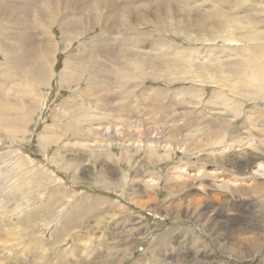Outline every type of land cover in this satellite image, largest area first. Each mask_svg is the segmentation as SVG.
<instances>
[{
  "label": "rangeland",
  "instance_id": "obj_1",
  "mask_svg": "<svg viewBox=\"0 0 264 264\" xmlns=\"http://www.w3.org/2000/svg\"><path fill=\"white\" fill-rule=\"evenodd\" d=\"M19 1L14 0V3L17 7L21 8L22 3ZM68 1H73V3L75 1L76 3L77 0H33L31 2L33 5L27 8L29 9L27 12H31L30 18L36 14L35 9L37 10L38 8L45 10L53 6L55 12H63V7L68 4ZM157 1L141 0L135 4V6L144 4L147 7V12H150V7L153 8L151 12H164L161 16L162 20H160L162 23L161 28L140 29L142 33L147 32V30L154 33L152 34L153 37L147 40L148 44L145 45L147 48L144 51L149 54L152 51H149L148 47L153 48L152 46L157 44L166 53H169L171 49L173 51L175 49L176 51L186 52V54L183 58L176 55V57L174 55L171 56L175 62L173 61L169 66L174 71L169 73L166 69L163 72L165 65L161 64L162 62L158 59V56L154 55V58L151 57L153 52L150 57L145 55L148 62L143 72L138 73L141 79L137 80L133 77L132 81L129 82V85L139 83V87L133 90V93L130 89H119L120 82L116 76V70H118L117 64L111 63L110 59H113V57L105 55L103 51L107 48V45L115 53H117L119 48H127L124 44L119 43V39L123 38L120 35L123 29L105 30L102 32L99 26L96 25L93 26L94 28L89 27V31L83 33L81 36L64 41L59 27L52 25L54 27L46 33L49 39L35 38L33 41L32 48H37V45L40 46L45 43L51 44L54 42L55 44V61L49 67V71L51 72L50 78L47 82L40 84L34 83L30 78L29 80H25V78L21 80L15 76L12 80L9 79L13 77L12 70L5 65L4 58L0 54V75H3L1 76L3 80L0 78V85L3 81L5 82V84L3 82L4 85L2 84L3 86H0V264H119V257L121 258L122 255H116V257L110 256L119 252L116 249L117 243L110 244L109 241L96 238L89 240L86 236L77 238L73 235H66L68 237L66 239H57L60 234L57 233L59 223L56 222L60 220V214L64 210L65 204L56 210L52 218L46 217L51 209L42 204L46 191L41 196L38 191L40 181L42 183L45 182L48 187L57 183L58 186H62L59 189L63 190V186H67L69 183V176L67 174L70 170L71 160L74 159L75 163H82L87 157L93 156L94 150H100L90 147L91 141H94L92 127H89L90 130L87 131V126L78 128V125H73V120L75 117H78L76 115L80 110L89 117L100 118L101 121L99 120L98 122L102 123V125H106L107 123V125L115 124L113 126H116V128H131L129 132L122 130V132L125 131L122 137H126L127 142L111 139L110 143H113L112 147L119 146L123 151L132 152L134 155L136 152L140 153V155L147 153L148 149L151 148L150 150H152L153 155L151 160L147 159L148 155L144 156L143 159H147L148 162L158 160L152 167L156 168L160 165L157 170L161 173V177L153 179L158 180L160 189L168 187V190L171 192L169 199L173 198V200L178 201V203H175V214L182 212L183 209L181 208H184L188 212V216L186 217L189 222L193 226H199L205 231L203 237L210 243L207 247L208 251L206 250L207 254H215L217 257H221L220 259L223 261V264L224 261L225 264H233L238 256L246 257L248 254L251 257L254 256L251 264H260V260H262L260 256H264V204H259L255 201V192H251L249 196H243L241 193L234 192L233 187H229L228 190H222L217 186L229 182L231 179L230 175L236 171L234 164L238 160L248 158V153H253L252 155H264V144L259 143L263 135L259 131L260 129L254 125L253 127L250 125L248 128L251 130L252 136L240 134L238 141L236 140L233 144V149L220 156L211 154L213 157L210 154L207 155V150L204 148L206 143L209 142V138H206L209 136L208 132L204 133L205 125H191V129L184 128L183 131L184 135L188 132L187 130H192L196 133L199 131L196 134L198 137L200 133H203L199 137L205 138L199 143V148L203 146L199 149L204 150L202 153H198L195 150L192 151L183 141L173 142L172 147L175 148L167 151L164 150V142L160 141L159 143L152 144V140L145 137L154 129L162 130L167 135L168 132H173L172 126L176 122L175 124L172 121L167 123L166 119H170L172 116L177 117L179 114L182 115L183 112L178 108L179 105L180 107L182 106L178 101L179 99L199 102L198 107L194 106L195 111L190 116L193 120L198 118L201 120L206 114L209 117L211 112L217 114V116L222 114V112L227 113L232 118L237 113V109H241V115L234 121L231 120L233 124L231 123V126L227 127V131H231L232 129L236 131L241 128L243 122L246 120V116L249 115L253 107H262L261 103H264L263 98H254V96L242 97L237 94H231L229 89L223 88L220 81L224 80V76L222 75L221 78L213 79L185 76L187 72L189 74H198L196 72L198 71L197 67L204 62V64L209 65L206 62L208 59L221 57V59L225 60L234 58V54L227 49L235 48V45H238L236 42L233 43L235 39H227L225 41L221 37L225 36V34L216 32L218 33L217 37L220 36L218 37L219 39L212 38L213 41H209L205 33L198 35L193 30L184 27L190 19H193L192 17H198L197 15L200 16V14L203 15L204 11L211 8L213 6L211 0L209 2L204 1L206 4L202 3L203 0H190L191 2H187V0L178 5L173 1L172 6L164 7V9L156 8L155 4ZM82 2L83 0H78V3ZM191 3L193 4L192 6ZM3 4L4 2L2 5L0 3V7L3 6L4 8L5 5ZM9 6H7L8 9L10 8ZM107 12H110V10H107ZM165 12H170L169 17H166L167 13ZM57 15H60V13ZM183 15L185 16L183 17ZM63 16L68 18L76 17L75 14ZM182 18L185 20H182ZM170 25H172L171 28H169ZM21 28H12L11 26L10 30L6 31L16 34L23 32ZM98 34H101L102 38H98ZM43 35L45 37V34ZM168 46L171 47L170 50L164 49V47L167 48ZM99 49L102 50L100 51ZM142 49L143 45L140 50ZM85 50L95 52L92 58V61L97 62L94 65L92 63L95 71H92V67L91 71L80 69V63L72 58V56H80L82 51ZM117 59L120 60L121 56L118 55ZM161 60L163 61L164 58ZM177 61L181 63L178 64ZM88 64L91 65V63ZM151 64H158L160 67H157L158 70L151 73V70L148 68ZM94 73H97L98 77L94 76ZM65 74H68L70 79L62 83L61 75ZM262 79L264 80V76ZM228 83L233 84L235 81L229 79ZM6 86L7 88H5ZM1 90H4V92ZM5 90L7 94H5ZM156 91L162 92L166 96L175 94L176 97H172V99L169 97V100L166 99V101L165 99L162 101V98L156 100ZM129 92L131 95H128ZM225 93L230 96L231 100H229V97ZM145 95H148V101L142 100ZM6 96L9 98H5ZM11 96H13V100H10ZM102 98L105 99L104 102ZM9 101L12 102L11 105H9L11 103ZM224 101L226 103H223ZM18 104L25 109L21 108V110L18 108ZM11 106L15 107L12 109ZM209 108H214V110L207 113ZM218 108H223V110H220L218 113ZM74 109L76 112L73 111ZM56 111L61 115L54 117V112ZM256 116L257 114H254L253 118H256ZM186 117L189 118V116L185 115V122L189 121ZM207 119L211 120V118ZM129 122H132L131 125L136 127L133 126L134 129L129 127ZM209 125H212L214 133H216L218 124L211 123ZM243 137L244 139H251V147L249 145H242L241 148L238 146L242 144L243 141L240 138ZM83 141H87L88 143H83ZM143 143H145V147L142 146L144 145ZM137 147L141 148L137 149ZM115 151H118V149H115ZM173 151L174 153H171ZM201 154L203 156H210L211 161H213L212 166L205 161L198 160L201 158L205 159ZM215 160L217 162L220 160L218 166L214 163ZM182 166L185 167L187 173L184 171L181 176H177ZM199 169L206 175L215 170L217 173H213H216V177L201 176L196 178V176H193L195 174L194 170L199 171ZM247 169L248 166H242L241 170L244 172L239 177L249 179V173L254 172V170L251 171L252 168H249L250 171ZM227 170L230 171L227 172ZM228 173L229 175H227ZM189 174H192V176L189 177ZM252 175L260 178V175L256 173ZM228 178L230 179L228 180ZM215 179H219L220 181L217 180L216 182ZM149 183H153V181L151 180ZM213 184L214 186H212ZM46 195L48 198L50 197L48 192ZM251 195H253V198ZM51 202L52 199L49 202L46 201V204L49 206ZM90 204V206H95L94 201H91ZM179 206L181 207L178 208ZM55 217H58L57 221L53 219ZM248 233L252 236L250 237ZM253 234L255 237H259L263 248H261L262 250H258L255 247H251L250 250L252 252H247L248 247L245 244L251 242L254 237ZM226 243L229 245L237 243L238 246L243 245L246 249L241 248L235 251L238 254L221 250V246ZM140 248L141 246L138 247V249ZM232 255L234 261H231ZM122 260L124 261L121 264L143 263H138L136 257H132L131 255L122 258Z\"/></svg>",
  "mask_w": 264,
  "mask_h": 264
},
{
  "label": "bare ground",
  "instance_id": "obj_2",
  "mask_svg": "<svg viewBox=\"0 0 264 264\" xmlns=\"http://www.w3.org/2000/svg\"><path fill=\"white\" fill-rule=\"evenodd\" d=\"M57 1H60V0H57ZM70 1H72V0H70ZM140 1L141 0H83L82 3H78V0L76 1V3H75V1H74V3H73V1L72 2L68 1V4L64 5V7H63V12H55V8L53 6L50 8H47L45 10L42 8H38L39 10L35 9L36 14L32 15L33 17L30 18L31 12H27V10L29 11V9H27V8H29L33 5V3H31V2H33V0L32 1L20 0L19 2L22 3L21 8L17 7V5L14 3V0H0L1 5L3 2H4L3 5H5V7H4L5 9L3 8V6L0 7V20H1V22H0V54L4 58L5 65H7L12 70L13 77H11V75L9 74L10 73V71H9L8 74L11 77L9 79L12 80V78H15V76H17L16 78L21 79V80H23L24 78H25V80H27V79L29 80V78H30V80H32L36 84L47 82L49 80L50 74H51V72L49 71V67L55 61V58H54L55 44H54V42H52L51 44L45 43L44 45H40V46L37 45V48H32V46L34 44L33 41L35 40V38L36 39L45 38V40L49 39V36L46 35V33L50 29H52L54 26L59 27V29L62 33V39L64 41H67L70 38L81 36L83 33H86L89 31V27L94 28L93 26H96V25L99 26V29L102 32H104L105 30L112 31L115 29H123V31L120 33V35H122L121 37H123V38H121V40L119 39V43L124 44L125 46H127V48H119L117 53H115V52H112L113 50H111L110 47L107 45V48H105V50H103L105 55H107L109 57H111V56L113 57V59H110L112 61L111 63L117 64L118 70H116V76L119 78L120 85L118 87L121 90L130 89L133 93V90H135L139 87L138 82L135 83V85H129V82L132 81L133 77H134V79L136 78L137 80L141 79L138 76V73L143 72V70L145 69L144 67L146 66V63L148 62L147 57H150L152 52H153V54L151 57L154 58V55L156 57L158 56V59H160V61L162 62L161 64L165 65L163 72H165V69L168 73L173 72L174 69L172 71V69L170 68L171 66H169V64L170 63L172 64L173 61L175 62V60H173L171 58V56L176 55L177 57L179 56V57L183 58L184 55L186 54V52L176 51L175 49H174V51H176V52H174L172 49L170 50L171 47L168 46L167 48L164 47V49L170 50L169 53H166L165 50L162 51L161 47L159 48V46H157V44L153 45L152 46L153 48H151L148 45L149 51H152L149 54H147L148 52L144 51V49L147 48L145 46L146 44H148L147 40L149 38H152L153 37L152 34H154V33L152 31H148V30H147V32L142 33L140 29H147V28L150 29V28H155V27L161 28L162 23L160 20H162L161 16L164 14V12H151L153 10L152 7L149 8L150 12H147V10H146L147 7H145L144 4L135 6V4L139 3ZM173 1L177 3L176 5H178V4L183 3L184 1H187V0H158L155 5H156V8H158V9H161V8L164 9V7H167L170 5L172 6ZM189 1L190 0H188L187 2H189ZM204 1L209 2V0H203L202 1L203 4H206V3H204ZM211 2L213 3V6L211 8H209L207 11H204L203 15L200 14V16L197 15L198 17H196V16H194L195 18L192 17L193 19H190L188 21V24L184 25V27L189 29V30H193L198 35L200 33H205V35L209 41H213L212 38L219 39L218 37H220V36L217 37L218 33H216V32L224 33L225 36H221V37H223L225 41H227V39H229V40L235 39L233 41V43L236 42V43H238V45H235V48L233 47V48L227 49L234 54V58L225 59V60L221 59V57H219L217 59H211V60L208 59V61H206V62H208L209 65L204 64L205 63L204 62L199 67H197L198 71H196V72H198V74H196V75L195 74H189L187 72L185 74V76H189V77H193V78L206 77V78L213 79V78H221V75H222V76H224L223 77L224 80H220V81L222 82L223 88L229 89L231 94H233V95L237 94V95H240L242 97H245V96H254V98H261L262 97L263 101H264V80L262 79L264 76V0H211ZM192 3H194V2H192ZM192 3H191V6L193 5ZM7 4L10 5L9 9L7 8V6H8ZM183 5H185V4H183ZM182 7H184V6H182ZM76 9H79V10H76ZM183 9H185V7ZM107 10H110V12H107ZM68 11H76V12H68ZM168 11H170V9H168ZM199 11H201V10L199 9ZM58 13H60V15H57ZM165 13H167L166 17L167 16L169 17L170 12H165ZM72 14H75L76 17L75 18H68L66 16H63V15L69 16ZM197 14H199V13H197ZM184 16L185 15H183V17ZM180 17H182V15H180ZM182 20H185V19L182 18ZM6 25H8V26H6ZM52 25H54V26H52ZM11 26H12V28L22 27L21 29L23 30V32L14 34L11 31L10 32L6 31V30H10ZM171 27H172V25L169 26V28H171ZM185 31H188V30H185ZM43 34H45V37ZM99 37L102 38L101 34H98V38ZM95 45H97V44H95ZM142 45H143V49L140 50ZM90 48H91V46H90ZM92 48H93V45H92ZM136 49H138V50L136 51ZM99 50L101 51L102 49H99ZM94 53H95L94 51L85 50V51H82L80 56H75V57L72 56V58L76 59V61H78V63H80V69H82L84 71H87V70L91 71V67H92V71H95V68L93 67V65L95 64L96 61L95 62L92 61ZM118 55L121 56L120 60L117 59ZM145 55H147V57H145ZM162 58H164L163 61L161 60ZM144 59H146V60H144ZM150 62H151V60H150ZM88 63H91V65ZM92 63H93V65H92ZM177 63L180 64L181 62L177 61ZM199 64H200V62H199ZM2 65H4V64H2ZM157 67L159 68L160 65L151 64L150 67H148V68L151 70L150 72L152 73L155 70H158ZM182 73H185V72H182ZM1 76H3V75H0V78L3 80V78ZM94 76L98 77V74L94 73ZM6 78H4V79H6ZM69 79H70V76L68 74L61 75V82L62 83L67 82V80H69ZM229 79H233L235 81V83L229 84L228 83ZM21 80H19V81H21ZM3 82H2V84H3ZM4 84H5V82H4ZM5 88H7V86ZM6 90H5V94H7ZM1 91L4 92V90H1ZM129 94H130V92L128 93V95ZM8 95L10 96L9 93H8ZM225 95L228 96L227 93H225ZM13 96H11L10 100L11 99L13 100ZM26 96H27V94H26ZM147 96L146 95L143 96L142 100L148 101ZM169 97H170V99H172V97L175 98L176 95L172 94L171 96H166L165 94H163L162 92H159V91L158 92L156 91V93H155L156 100L158 98H162V101H164V99L166 101V99L169 100ZM228 97H229V100H231L230 96H228ZM5 98H9V97L6 96ZM102 101L104 102L105 99L102 98ZM178 101L182 105L181 107L179 105L178 108L181 109V111L186 116H189V118L186 117L187 120H189V121L185 122V118H184L185 115L183 113H182V115L179 114V116H177V117L172 116V117H170V119H166L167 123L172 121L175 124V122H176V124L172 126L173 132L172 133L168 132V135H167V134H165V132H163L162 130H158V129H154L153 131H150L145 138L152 140V144L153 143H159L160 141H162L165 143L164 150L169 151V150H172L175 148V147H172V145L174 143L183 141V143L186 144L187 146H189L192 149V151L195 150L198 153H202V152H204V150H199V149H201L203 146L201 148H199L200 147L199 143L201 141H203L205 138H199V137H201L203 135V133H200L199 137L196 135L199 133V131H197V133H196V132H193L192 130H190V131L187 130L188 132L185 135L183 134L184 128L191 129V125H193V126L205 125L204 133L208 132V134H209V136L206 137V138H209V140H208L209 142L206 143V146L204 147L205 150L208 151V152L206 151L207 155L213 154L214 156L215 155L220 156L223 153L225 154V153L229 152L231 149H233V144L236 142V140L238 141L240 134L241 135L249 134L252 136L253 134L251 133V130L248 128L250 125H252L251 127H253V125L255 127H258L260 129L259 131H261L263 133L259 143L264 144V103H261L262 104L261 108L253 107L252 111L249 112V115L246 116V120L243 122L241 128L240 129L238 128L239 130L235 131V129H232L231 131H227V127L231 126V123H232L231 120L234 121L236 118H238L241 115V113H242L241 109L240 110L237 109V113H235L234 117H232V118L227 113L222 112V114H219V116H217V114H214L211 112L209 117L206 116L207 115L206 114L204 117L201 115L203 117V119H201V120H199V118L193 120L192 118H190V116L193 115V111H195L194 106H197L199 104V102H191V101L186 100V99H179ZM9 102H11V101H9ZM141 103H142V101H141ZM223 103H226V102L224 101ZM11 104H12V102L9 103V105H11ZM15 106H11V108L13 109ZM20 106L21 105H19L18 108H20V109L24 108V107H20ZM87 106H88V104H87ZM208 110L209 111L207 113L214 110V108H209ZM220 110H223V108H220V109L218 108L217 112L219 113ZM73 111H75V109ZM76 111H77V108H76ZM101 114H102V112H101ZM204 114H205V112H204ZM254 114H257L256 118H253ZM60 115L61 114L58 111L54 112V117L60 116ZM76 116H78V117H75V119L73 120V125H76V126L78 125L77 126L78 128L87 126L88 127V128H86L87 131H89L90 128L92 127V132H93L92 134L94 136L93 137L94 141H91V143H90V147H92V149H94V148L106 149L107 147L108 148L112 147L111 145L113 143H110L111 139H115V140L119 139L118 141L127 142V138L122 137V136H124V133H125V131L122 132V130H126V132H129V131H131L130 130L131 128H126V129L116 128V126H113L115 124L107 125V123H106V125H102V123L98 122L100 120V118L96 119L94 117L92 118V116L89 117L86 113L81 112V110H80V112H78V114ZM207 118H211V120H209ZM93 122H95V123L93 124ZM131 123L129 122L128 126L130 125L129 127L133 128L134 125H131ZM171 123H169V124H171ZM211 123H217L218 124V127H216L217 131H215L216 133H214V128L212 127V125H209ZM134 127H136V126H134ZM242 129H243V131H242ZM244 129H246L247 131L245 130V132H244ZM240 139H242V141H243L242 144L238 145L240 148L242 147V145H244V146L249 145L250 146L251 139H244V137L240 138ZM128 140H129V137H128ZM84 142L88 143L87 141H83V143ZM149 142H151V141H149ZM183 143H181V144H183ZM143 144L144 145H142V146L145 147L146 146L145 143H143ZM177 145H178V143H177ZM181 146H183V145H181ZM138 148H141V147H137V149ZM176 148H177V146H176ZM150 149L151 148H149L148 152H147L148 153L147 159H149V160H151V158L153 156L152 150H150ZM101 152L104 153V151H101ZM171 153H174V151ZM248 154H249V157L246 158L245 160L241 159V160L236 161L235 164L233 163L235 168H236V171L232 172L233 174L230 175L231 179L228 178V180L230 179L229 182H227L226 184L217 185V186L222 190H228L229 187H233L234 192L241 193L243 196H246V195L249 196V194L251 192H255V194H256L255 201H257L259 204H264V177H263L264 176V155H261V156L260 155H252L253 153H248ZM244 155H246V154H244ZM195 156H197V155H195ZM203 157L205 159L201 158L198 160H202L203 162L205 161L207 164H210V165L213 164V161H211L212 159L210 158V156H203ZM221 159H223V158H221ZM218 162H217V160L214 161V163H216V166L219 165ZM232 162H234V161H232ZM227 163H226V165H227ZM233 164H232V166H233ZM229 166H231V165H229ZM242 166H248V169L252 168L251 171L254 170V172L256 174L260 175V178L252 175V174H255L252 171L249 173L250 174L249 179H242L241 177H239L244 172L241 170ZM180 170L181 171H179V173H177V174H179L177 176L182 175V173L185 171V167L182 166ZM196 170H194L195 174H193V176H196V178L201 177V176L202 177H207V176L208 177H216L215 175L217 173L214 170L213 172H216V173L212 172V173H209L208 175H206L205 173L201 172V169H199V171H196ZM228 171H230V170H227V172ZM249 171H250V169H249ZM227 175H229V173ZM191 176H192V174H189V177H191ZM230 176H228V177H230ZM219 177H220V175H219ZM187 179H189V178H187ZM219 179H215V181L217 182V180H219ZM256 181H258V182H256ZM153 182H154V184L156 183L154 180H153ZM223 182H224V180H223ZM212 186H214V184ZM214 190H216V189H214ZM251 196L253 198V195H251ZM176 201L174 200V204L178 203V201L177 202ZM241 202L243 203V201H241ZM242 203H241V205H242ZM186 207H188V206H186ZM248 234H250V233H248ZM251 236L252 235L250 234V237ZM250 240H251V238H250ZM260 243H261V241L259 240V237H257V236L255 237V235H254L251 242L250 243L247 242L248 245L245 244L248 247L247 252H250V251L252 252V250H250L251 247L252 248L255 247L258 250H262L261 248H263V246ZM226 244H223L221 246V248L220 247L219 248L221 250L231 251V252H235L237 250H240L241 248L246 249V247L243 245H240V243H239L240 246H238L237 243L236 244L232 243V245L231 244L226 245ZM199 246L200 245H198V247ZM203 248L206 249L204 246H203ZM241 251L243 252V250H241ZM202 252H204L203 249H202ZM205 253H206V251H205ZM236 254H238V253H236ZM244 254H246V253H244ZM257 255H258V253H257ZM204 257H206V256H204Z\"/></svg>",
  "mask_w": 264,
  "mask_h": 264
},
{
  "label": "crops",
  "instance_id": "obj_3",
  "mask_svg": "<svg viewBox=\"0 0 264 264\" xmlns=\"http://www.w3.org/2000/svg\"><path fill=\"white\" fill-rule=\"evenodd\" d=\"M146 155H134L119 146L94 150L82 163L71 160L69 183L63 190L57 183L48 187L40 181V196L46 191L42 204L51 208L46 217L52 218L65 204L56 222L57 239L73 235L117 243L119 252L110 256L122 255L119 264L130 255L142 264H223L221 257L205 253L210 243L203 237L205 231L189 222L188 212L181 208L183 211L175 215L168 187L160 189L153 179L161 177L157 170L160 165L152 167L158 160L148 162L143 159ZM151 180L156 184L148 183ZM51 199L48 206L46 201ZM91 201L95 206H90ZM260 257V264H264V256ZM253 260L254 256H238L233 264H251Z\"/></svg>",
  "mask_w": 264,
  "mask_h": 264
}]
</instances>
